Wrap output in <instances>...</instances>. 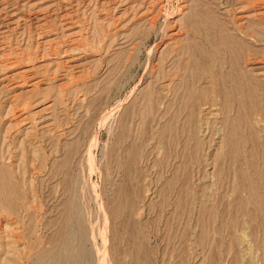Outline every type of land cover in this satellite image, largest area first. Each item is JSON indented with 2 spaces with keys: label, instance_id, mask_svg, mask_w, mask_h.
Wrapping results in <instances>:
<instances>
[{
  "label": "rangeland",
  "instance_id": "rangeland-1",
  "mask_svg": "<svg viewBox=\"0 0 264 264\" xmlns=\"http://www.w3.org/2000/svg\"><path fill=\"white\" fill-rule=\"evenodd\" d=\"M48 263L264 264V0H0V264Z\"/></svg>",
  "mask_w": 264,
  "mask_h": 264
},
{
  "label": "bare ground",
  "instance_id": "bare-ground-1",
  "mask_svg": "<svg viewBox=\"0 0 264 264\" xmlns=\"http://www.w3.org/2000/svg\"><path fill=\"white\" fill-rule=\"evenodd\" d=\"M226 37V36H225ZM227 38V40H228V37H226ZM223 39H224V37H223ZM222 40V39H221ZM222 43H223V41H222ZM195 45V44H194ZM197 45V44H196ZM194 47H196V46H194ZM192 51V50H191ZM214 85V84H213ZM209 86H207V88H208ZM212 87H214V86H212ZM243 87V86H242ZM216 88V87H215ZM220 90V89H219ZM218 90V91H219ZM217 91V90H216ZM213 93H216V92H213ZM133 151V150H132ZM132 162V161H131ZM71 216V215H70ZM72 227V226H71ZM72 235V234H71ZM74 241V240H73ZM74 244V243H73ZM60 246V245H59ZM71 246V245H70ZM76 247V246H75ZM74 247V248H75ZM83 249V248H82ZM68 251V250H67ZM55 252V251H54ZM84 253H85V251H84ZM79 256H81L80 254H79ZM38 260V259H37ZM85 260V259H84ZM52 261V260H51ZM53 263V262H52ZM49 264V263H48ZM66 264V263H65ZM69 264V263H68ZM87 264V263H86Z\"/></svg>",
  "mask_w": 264,
  "mask_h": 264
}]
</instances>
